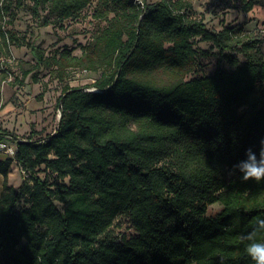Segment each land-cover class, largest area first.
I'll use <instances>...</instances> for the list:
<instances>
[{
	"label": "trees",
	"instance_id": "1",
	"mask_svg": "<svg viewBox=\"0 0 264 264\" xmlns=\"http://www.w3.org/2000/svg\"><path fill=\"white\" fill-rule=\"evenodd\" d=\"M89 4L32 0L31 11L37 26H56ZM21 6L0 0V53L20 45L4 23ZM252 7L242 0L243 11ZM191 8L188 0H97L94 15L108 22L80 56H44L25 43L58 82L75 68L100 76L62 88L53 132L24 139L0 127L27 173L14 188L0 162V264H252L240 237L264 219V181L227 172L264 139V60L231 29L188 18ZM196 38L231 52L223 58L232 70L219 60L212 75L185 80ZM215 203L221 210L206 215ZM121 215L132 232L115 236Z\"/></svg>",
	"mask_w": 264,
	"mask_h": 264
},
{
	"label": "rangeland",
	"instance_id": "2",
	"mask_svg": "<svg viewBox=\"0 0 264 264\" xmlns=\"http://www.w3.org/2000/svg\"><path fill=\"white\" fill-rule=\"evenodd\" d=\"M188 1L192 4V8L186 12L188 18L202 21L211 30L231 29L249 46V53L254 60H264V0H253V7L248 12L242 10V0ZM31 6L32 0H22L21 7H13V17L6 18L4 28L20 45L9 42L0 53V127L24 139L29 137L31 131L36 132L37 138L55 130L60 115L57 99L65 85L82 87L93 83L100 76L99 72L75 68L69 70L65 82H58L50 75V69L37 65L34 54L25 43L37 47L44 56L54 55L62 49L80 56L81 47L89 43L93 35L108 22L95 17L97 0H90V4L77 17L56 26H37ZM111 17L112 14H109L107 19ZM193 46L197 55L193 69L185 80L212 75L219 60L222 69L232 70L223 58L231 55V52L221 54L211 43L198 38L193 40ZM235 55L238 66L242 65L244 57ZM15 152L16 146L10 136L0 141V162L10 167L7 183L17 188L26 176L16 164ZM38 173L43 177L41 171ZM2 182L3 177L0 175V192ZM220 210L219 203L212 204L207 208L206 215L212 216ZM115 223L111 231L115 236L132 232L126 215L119 216Z\"/></svg>",
	"mask_w": 264,
	"mask_h": 264
},
{
	"label": "clouds",
	"instance_id": "3",
	"mask_svg": "<svg viewBox=\"0 0 264 264\" xmlns=\"http://www.w3.org/2000/svg\"><path fill=\"white\" fill-rule=\"evenodd\" d=\"M142 5V0H135ZM89 91H95L90 89ZM239 173L242 182L264 181V139L259 142V150L249 147L245 150L244 158L234 164L227 174L232 176ZM264 233V219H259L252 231L240 237L241 242L247 241L245 252L252 264H264V241L257 240V236Z\"/></svg>",
	"mask_w": 264,
	"mask_h": 264
},
{
	"label": "built area",
	"instance_id": "4",
	"mask_svg": "<svg viewBox=\"0 0 264 264\" xmlns=\"http://www.w3.org/2000/svg\"><path fill=\"white\" fill-rule=\"evenodd\" d=\"M21 173L24 174L25 176L27 175V173L25 171L21 170Z\"/></svg>",
	"mask_w": 264,
	"mask_h": 264
},
{
	"label": "crops",
	"instance_id": "5",
	"mask_svg": "<svg viewBox=\"0 0 264 264\" xmlns=\"http://www.w3.org/2000/svg\"><path fill=\"white\" fill-rule=\"evenodd\" d=\"M1 175V174H0ZM2 176V175H1ZM3 177V176H2ZM3 181H4V178H3ZM2 186H3V182H2ZM11 186V185H10ZM13 187V186H12ZM1 193V192H0Z\"/></svg>",
	"mask_w": 264,
	"mask_h": 264
},
{
	"label": "water",
	"instance_id": "6",
	"mask_svg": "<svg viewBox=\"0 0 264 264\" xmlns=\"http://www.w3.org/2000/svg\"><path fill=\"white\" fill-rule=\"evenodd\" d=\"M22 141V140H21Z\"/></svg>",
	"mask_w": 264,
	"mask_h": 264
}]
</instances>
